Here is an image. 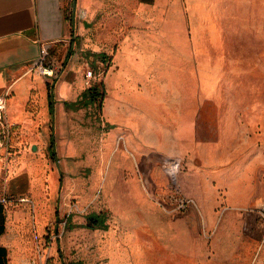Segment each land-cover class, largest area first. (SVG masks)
Wrapping results in <instances>:
<instances>
[{
    "label": "crops",
    "instance_id": "obj_1",
    "mask_svg": "<svg viewBox=\"0 0 264 264\" xmlns=\"http://www.w3.org/2000/svg\"><path fill=\"white\" fill-rule=\"evenodd\" d=\"M39 40L63 63L57 79L30 70ZM195 48L185 0H0V95L13 126L0 264L54 257L51 237L48 252L35 246L62 218L69 241L96 246L104 264H264V126L249 125L231 93L202 91ZM88 68L103 72L92 86ZM166 160L197 207L161 204ZM90 213L107 227H88Z\"/></svg>",
    "mask_w": 264,
    "mask_h": 264
},
{
    "label": "rangeland",
    "instance_id": "obj_2",
    "mask_svg": "<svg viewBox=\"0 0 264 264\" xmlns=\"http://www.w3.org/2000/svg\"><path fill=\"white\" fill-rule=\"evenodd\" d=\"M185 1L186 35L196 47L195 61L201 69L202 91L210 96L231 93L233 103L241 105L248 124L264 126V0H189L195 15L188 0ZM207 103L213 104L214 100ZM220 103L224 104L225 100ZM211 116L208 111L202 117L207 134ZM68 227V221L57 219L46 240L35 246V251L48 252L51 237L55 242L54 257L49 260L36 257L29 263L104 264L93 260L96 246L81 247L79 241H69Z\"/></svg>",
    "mask_w": 264,
    "mask_h": 264
},
{
    "label": "built area",
    "instance_id": "obj_3",
    "mask_svg": "<svg viewBox=\"0 0 264 264\" xmlns=\"http://www.w3.org/2000/svg\"><path fill=\"white\" fill-rule=\"evenodd\" d=\"M40 51L38 56L32 61L30 70L40 74L48 79H57L62 71V61L52 52V43L39 40ZM103 72H96L94 68L86 70L85 78L89 86L98 81ZM13 126L11 125L7 114V96L0 95V162L9 160L12 151L11 138ZM165 172L168 175L170 191L163 199L161 204L170 213L187 211L189 208L197 207V202L193 197L185 195L178 181L179 165L172 161L166 160L164 163ZM5 201H7L5 199ZM20 201H29V198L22 197ZM259 215L264 220V203L257 209Z\"/></svg>",
    "mask_w": 264,
    "mask_h": 264
},
{
    "label": "trees",
    "instance_id": "obj_4",
    "mask_svg": "<svg viewBox=\"0 0 264 264\" xmlns=\"http://www.w3.org/2000/svg\"><path fill=\"white\" fill-rule=\"evenodd\" d=\"M96 89V88H93ZM96 91L94 90V93ZM88 227L90 228H106L107 224H105L106 217H103L102 214H92L90 213L88 216Z\"/></svg>",
    "mask_w": 264,
    "mask_h": 264
}]
</instances>
